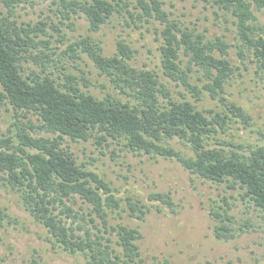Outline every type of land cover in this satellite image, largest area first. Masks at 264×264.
<instances>
[{
	"label": "trees",
	"instance_id": "trees-1",
	"mask_svg": "<svg viewBox=\"0 0 264 264\" xmlns=\"http://www.w3.org/2000/svg\"><path fill=\"white\" fill-rule=\"evenodd\" d=\"M22 1L27 0H0L7 8L0 5V110L6 107L12 111L8 129L0 132V180L22 192L27 210L47 228L54 245L71 255L82 254L85 264H172L168 258L148 263L142 257L136 242L142 237L139 227L119 220L144 219L148 208L128 197L129 213L123 215L125 206L117 189L89 167V163H79L62 146L64 136L73 141L93 140L100 145L110 144L111 139L123 140L127 150L136 154L176 159L197 177L242 190L241 196L252 201L264 218V145L251 148L250 153L227 148L235 143L218 133H226L224 125L229 115L212 111L206 115L191 100L172 98L165 86L159 87L151 70L129 64L132 51L124 40L117 41V50L111 56L103 55L101 47L89 37L75 41L69 51L73 57L80 56L79 49L87 53L99 72L132 99L117 100L114 96L97 99L83 90L80 78L70 72L64 74V81L49 73H26L24 63L29 59L39 62L44 71L55 61L49 52L40 55L35 49L43 45L52 48L51 53L55 54L58 47H50L47 38L37 39L46 32V22L19 23L14 14L16 3ZM207 1L234 17L242 62L250 58L264 71V26L259 24L256 14L264 11V0ZM55 2L58 3L55 11L62 18L82 13L93 31L99 30L116 13L134 14L128 0ZM134 8L138 18L155 17L167 22L162 30L164 73L200 98L201 90L191 83L188 74L191 66L186 70L180 65L183 48L189 63L202 69L203 88L217 98L235 71L228 57L229 44L221 38L205 39L201 33L180 27L168 18L161 0H137ZM160 92L168 96L167 101H161ZM230 110L246 123L248 113L241 106L233 103ZM29 113L36 114L38 124L28 117ZM42 131L54 136L40 135ZM174 138L180 140L182 148L168 144ZM211 143L220 146H210ZM150 198L173 208L169 193L154 192ZM77 199L86 203V210L78 211L67 203V200L76 203ZM226 204L227 207L213 206L210 210L215 235L225 241L237 235L231 225L235 219L227 200ZM8 218V213L0 207V224ZM245 224L235 228L247 231L249 223Z\"/></svg>",
	"mask_w": 264,
	"mask_h": 264
},
{
	"label": "rangeland",
	"instance_id": "rangeland-1",
	"mask_svg": "<svg viewBox=\"0 0 264 264\" xmlns=\"http://www.w3.org/2000/svg\"><path fill=\"white\" fill-rule=\"evenodd\" d=\"M128 1L133 15L127 11L116 13L97 31L90 30L89 22L82 13H71L70 17L62 18L55 11L58 6L55 0L16 3L14 16L19 23L46 22V32L37 39L47 38L50 47H58L55 54L51 53L52 48L43 45L35 49L40 55L49 52V56L55 58L47 65L48 69L44 71L39 62L29 59L24 63V71L28 74L49 73L59 81H64V74L70 72L80 78L83 90L97 99L111 96L117 100L132 99L115 88L109 77L99 72L87 53L79 49L80 56L73 57L69 51V46L75 41L89 37L101 47L103 55L111 56L117 50V41L124 40L132 51L129 64L137 69L151 70L159 87L162 89L165 86L172 98L191 100L206 115H210V111L229 115L224 125L226 133H218L235 143L227 145V148L250 153L251 148L264 145V71L250 58L242 62L237 47L240 39L232 14L207 0H161L168 18L175 20L180 27L201 33L205 39L221 38L229 44L228 57L235 65V71L217 98L203 88L205 79L202 69L189 63V56L183 48L180 50L181 67L189 70L191 66L192 70L188 72L191 83L201 90L197 99L183 83L164 73L162 45L165 39L162 30L167 22L155 17L148 20L146 16L138 18L134 8L137 0ZM0 5L5 7L3 3ZM256 14L259 24L264 26V11H256ZM217 53L220 54L219 51ZM160 98L161 101L168 100L162 92ZM233 103L248 113L246 123L231 112ZM11 114L12 111L6 107L0 110V132L8 129ZM28 117L33 123H39L36 114L29 113ZM39 134L54 136L44 131ZM61 139L62 146L70 150L79 163H89V167L117 189V195L125 206L123 215L129 213L126 209L128 197L144 203L148 208L144 219L119 220L139 227L142 237L136 242L148 263L168 258L172 264H264V218L252 201L241 196L242 190L197 177L176 159L136 154L127 150L123 140L111 139L110 144L104 142L100 145L93 140L73 141L68 136ZM168 144L182 148L178 138L169 140ZM219 144L211 143L210 146ZM154 192L169 193L174 202L173 208L151 199L150 195ZM226 200L235 219L231 225L237 232L227 241L215 235V222L210 213L213 206L227 207ZM67 203L78 211L87 209L81 199H77L76 203L67 200ZM0 207L9 215L4 224H0V264H85L82 254H68L50 241L47 228L27 210L22 192L6 180H0ZM9 219H12L11 222H8ZM111 222L118 221L111 219ZM246 222L249 223L247 231L240 232L235 228L246 225ZM112 238L115 244L116 235L113 234Z\"/></svg>",
	"mask_w": 264,
	"mask_h": 264
}]
</instances>
